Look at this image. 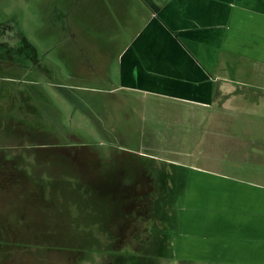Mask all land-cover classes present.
Returning a JSON list of instances; mask_svg holds the SVG:
<instances>
[{
	"label": "crops",
	"instance_id": "obj_1",
	"mask_svg": "<svg viewBox=\"0 0 264 264\" xmlns=\"http://www.w3.org/2000/svg\"><path fill=\"white\" fill-rule=\"evenodd\" d=\"M129 1L114 3V49L87 56L111 61L103 79L126 92L117 103L133 112L141 99L148 149L173 153L151 164L175 187L161 257L264 264V0ZM129 174L97 170L105 184Z\"/></svg>",
	"mask_w": 264,
	"mask_h": 264
},
{
	"label": "flooded vegetation",
	"instance_id": "obj_2",
	"mask_svg": "<svg viewBox=\"0 0 264 264\" xmlns=\"http://www.w3.org/2000/svg\"><path fill=\"white\" fill-rule=\"evenodd\" d=\"M3 4H0V75L9 80L20 75L27 78L32 68H38L40 50L22 31L18 19L8 15L9 8L2 9ZM15 56L18 59L14 60ZM28 62L32 68L26 65ZM20 83L22 87H0V95L9 94L0 97L2 103L9 101L4 103L9 110L3 109L4 117H0V264H31L29 258L34 259V264H82L80 250L56 251L59 243L33 241L34 230L39 228L38 218L46 216L72 224L76 218L80 221L85 216L98 217L99 221L109 217L103 232L108 234L99 240L95 236V242L100 247L106 243V256L109 254L112 262L163 264L167 259L160 254L167 240L162 230L166 236L163 227L167 231L173 227L166 213L173 211L175 187L168 185L167 177L163 178L151 164L158 159L157 164H162V159L173 158V153L148 149L145 145L148 129H144L148 122L141 129L134 127L137 109L132 112L130 105L117 103L126 97V92L107 86L96 95L101 98L94 104V117L96 122L100 112L104 117L98 126L105 140L92 144L93 141H86V136L75 137L66 123L51 117L49 96L33 89V85H41L33 81ZM139 101L135 102V108L139 107ZM21 105L25 106L23 110ZM41 142L45 145H37ZM110 163L127 165L131 178L121 177L119 184L101 183L97 170ZM94 226L96 231L102 223ZM38 250L53 253L54 259ZM59 252L62 256H58Z\"/></svg>",
	"mask_w": 264,
	"mask_h": 264
},
{
	"label": "rangeland",
	"instance_id": "obj_3",
	"mask_svg": "<svg viewBox=\"0 0 264 264\" xmlns=\"http://www.w3.org/2000/svg\"><path fill=\"white\" fill-rule=\"evenodd\" d=\"M121 1L127 2V0H6L5 3H0H4L2 9L9 8L6 11L8 15L18 19L22 31L40 50L37 52L36 66L38 68H32L30 62L26 63L32 68V74L29 77L10 76L11 81L8 78L2 79L3 76L0 75V87H22L20 82L26 81L38 83L41 86L36 87L32 84L33 89L40 93L46 92L49 96L51 101L48 105L53 111L52 118L56 117L59 121L66 123L68 131L77 138L86 136V141L89 143L93 141L92 144L104 141V135L98 126V122L104 120V117L100 112L96 122L94 104L101 98H96V95L101 93L99 91H105L104 87L108 86L106 80L103 79V74L106 69L110 68L111 61L110 58H106L105 61H109L103 65L106 68L103 69L98 62L89 59L87 54L98 52L101 56L114 49L112 42L115 43V36L112 33L111 22L112 19L117 18L114 3ZM131 12L123 15L121 19L118 17L117 20L126 21V16ZM117 27H124L123 22H119ZM46 49L48 52L45 51ZM2 59L7 60V58ZM13 59L18 58L15 56ZM113 66L115 63L111 64L112 69H114ZM8 95V93L1 94L0 97ZM8 102L7 100L4 103ZM4 103L0 102V117H4V113L1 114L3 109L9 110ZM139 104V108H136L138 114L134 117L136 122L134 127L138 126V129H141L146 120L142 112L141 99ZM102 105L104 106L105 103ZM20 107V109L25 108L24 105ZM12 109H16V106ZM54 112L58 114L60 112L61 115ZM165 119L167 118H161L164 123L168 121ZM50 121V119L47 120L48 123ZM155 139L161 140L162 138L156 137ZM171 145L175 147L177 144L172 142ZM78 219L76 218L75 223L72 224V221L68 223L62 218L39 217L36 223L39 228L34 230L36 232L33 233L35 236L33 241L59 243L61 246L56 245L59 247L56 251H63L64 248L80 250L83 254L82 264H115L109 254L106 256L108 253V248H105L106 243L105 246L100 247L95 242L96 239H103V236L108 234V232H103L110 218L106 217L104 221L90 216L82 217L80 221ZM100 223L102 226L100 229L97 228L96 232L94 225ZM49 225L52 226L49 227ZM57 225L60 228L57 229ZM47 227L48 229L55 228V231H50ZM98 234L101 237H98ZM149 246L151 248V245ZM38 252L45 253L44 250H38ZM167 252V246L163 247L161 253L166 254ZM45 255L54 259L53 253L46 252ZM59 255L62 256L61 252L58 253ZM30 261L34 264V259L29 258L28 262ZM163 264H173L172 259L164 261Z\"/></svg>",
	"mask_w": 264,
	"mask_h": 264
},
{
	"label": "water",
	"instance_id": "obj_4",
	"mask_svg": "<svg viewBox=\"0 0 264 264\" xmlns=\"http://www.w3.org/2000/svg\"><path fill=\"white\" fill-rule=\"evenodd\" d=\"M37 145H40V146H44L45 145V143H37Z\"/></svg>",
	"mask_w": 264,
	"mask_h": 264
}]
</instances>
